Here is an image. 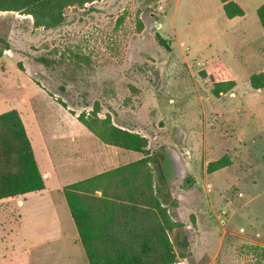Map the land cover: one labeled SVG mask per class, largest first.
<instances>
[{
	"label": "rangeland",
	"instance_id": "rangeland-1",
	"mask_svg": "<svg viewBox=\"0 0 264 264\" xmlns=\"http://www.w3.org/2000/svg\"><path fill=\"white\" fill-rule=\"evenodd\" d=\"M173 6L171 0H98L66 8L64 23L53 30L34 28L26 15L0 12V40L9 46L0 57V114L20 111L33 146L41 141L40 127L48 135L49 127L64 121L61 113L76 118L95 110L100 119L108 116L115 122L112 114H119V120L133 123L132 130L147 139L150 154L160 160L167 155L173 162L164 208L175 223L168 233L175 259L185 258L188 264H264V227L247 221L264 218V120H250L242 141L231 125L209 126L221 130L199 126L202 118L186 107L194 94L209 96L211 82L200 76L206 65L192 66L181 56L188 45L192 50L207 45L212 30L197 28L187 3L177 12L176 36L171 31L174 19H165ZM156 33L170 50L157 44ZM243 38L246 44L237 51L241 55L263 44L255 32ZM39 57L52 60L53 68L38 63ZM217 119L205 117L208 123ZM144 122L142 130L138 123ZM192 122L199 125L190 126ZM175 123L183 128L176 129ZM223 155L232 166L212 178L205 167ZM77 160L66 158L70 172L59 174L61 182L79 180ZM6 208L0 202V224H5L4 232L0 228V264H27L17 249L41 241L45 230H55L29 217L19 227L13 223L16 216L8 224ZM176 234L186 239L188 249L174 243ZM38 246L45 250L36 255L50 258L46 264H61L55 243Z\"/></svg>",
	"mask_w": 264,
	"mask_h": 264
},
{
	"label": "trees",
	"instance_id": "trees-1",
	"mask_svg": "<svg viewBox=\"0 0 264 264\" xmlns=\"http://www.w3.org/2000/svg\"><path fill=\"white\" fill-rule=\"evenodd\" d=\"M98 0H0V12L23 14L32 19L34 28L53 30L64 23V10L82 7ZM224 17L231 21L242 18L245 10L234 0H220ZM264 35V4L256 11ZM159 46L169 50L168 42L155 34ZM4 45L0 49L9 50ZM45 68L54 62L47 57L37 58ZM210 95L219 98L231 91L235 83L219 60L212 62ZM202 78L205 73H200ZM248 86L253 91L264 90V72L253 74ZM98 111L81 113L76 119L105 145L136 152L143 158L131 165L92 178L66 185L62 194L67 203L88 264H173L175 256L168 233L175 223L164 208L170 193L155 170L156 156L148 152L147 139L134 131L113 125L110 117L100 119ZM153 165V167L148 166ZM231 164L228 155L210 161L205 167L213 174ZM155 173V174H154ZM119 180L114 183L112 178ZM44 190L32 147L19 113L9 110L0 114V202ZM101 196L96 197L95 193ZM111 235L115 238H110ZM180 249H188L184 237L174 236ZM183 256V255H182Z\"/></svg>",
	"mask_w": 264,
	"mask_h": 264
},
{
	"label": "crops",
	"instance_id": "crops-1",
	"mask_svg": "<svg viewBox=\"0 0 264 264\" xmlns=\"http://www.w3.org/2000/svg\"><path fill=\"white\" fill-rule=\"evenodd\" d=\"M234 1L245 10V15L242 18H235L231 21L227 20L224 17L223 4L220 0H171L174 9L172 8L165 19L167 22L174 19L171 31L177 36L175 24L177 12L180 6L183 7V4L190 3L192 6L191 10L194 13L192 22L199 25L197 28H200V31L202 29L212 30L211 34L213 38L208 40L207 45L201 49L197 47L192 50L191 46L188 45L187 54L181 56L183 57V62H187L192 66L194 64L206 65L205 69H201L205 70L201 71V73L206 74V77L203 79L206 82V80H209L208 76L213 72L212 62L219 60L235 83L231 91L222 94L219 98H212L210 94L209 96L194 94L191 98V103L187 104L186 108L189 112L193 111L192 115H197V117H201L202 119L200 118L201 121L199 123L201 125L194 122L189 123V125H199L203 130L209 129L211 125L218 126L221 129L231 125L233 126V130L240 133L239 140L242 141L243 133L250 129V120H254L257 117L264 120V90L253 91L248 86L249 78L253 74L264 72V35L256 16V11L264 4V0ZM253 32L258 34L263 44L255 48L251 53L239 54L237 52L238 49L243 48L246 44L243 37ZM181 52L183 51L181 50ZM17 112L21 118L22 113L20 111ZM32 114L34 116V113ZM60 115L62 120H64L61 124L49 127L48 135H45L43 128L39 126L38 135L41 140L40 143L36 144V146L30 143L38 170L44 181V190L2 201L7 207L8 214L4 215L7 218L8 224L12 223L8 221L12 216H16L13 223L18 227L29 217L40 222L44 221L43 227L54 228L55 230L54 232L45 230L44 234L40 236L41 241L38 243L28 241L27 244L17 249L18 253L25 254L26 260H28L27 264H32L35 261H40L38 264H46V260L50 259L43 254L36 255V251L45 250L43 247L38 246L40 242L44 245L49 243L57 245L54 249L57 254L56 258L58 261H61V264H88L67 203L62 194L64 186L75 183L68 182V180L64 182L60 181L59 174L70 172L68 171L67 157L71 156L78 159L75 170L78 172L80 178L76 182L131 165L143 158L142 155L136 152L103 144L79 123L75 117H72L68 113H61ZM208 116L216 119L219 117L220 119H217L213 123H208L205 120V117ZM114 117H116L117 122L112 119L113 125L121 129L134 131L132 130L134 129L133 123L129 124L119 120V114H112V118ZM143 124L146 123H138L142 130L145 128ZM181 124L175 123L173 127L176 129L183 128ZM187 127L189 126L187 125ZM220 128H211L209 130H221ZM263 130L264 127L261 132ZM65 141H68L70 145H65ZM162 158L161 160L160 158H158L159 160L156 158L154 167L164 183V190L166 192V171L172 169L174 165L172 161H168L166 155ZM184 164L189 169L190 162L185 160ZM148 166L152 167L151 164H148ZM230 166L232 164L228 167ZM228 167L213 173L212 178ZM112 180L111 189L113 190L114 183L119 178L113 177ZM95 195L96 197H100L101 193L96 192ZM45 208L49 210L48 215L43 214L46 210ZM247 221L248 223L253 222L255 227L259 226L261 229L264 227V218L262 217ZM4 225L0 224L3 232L2 227ZM6 232L11 233L12 231L6 230ZM41 260H43V263H41Z\"/></svg>",
	"mask_w": 264,
	"mask_h": 264
},
{
	"label": "built area",
	"instance_id": "built-area-1",
	"mask_svg": "<svg viewBox=\"0 0 264 264\" xmlns=\"http://www.w3.org/2000/svg\"><path fill=\"white\" fill-rule=\"evenodd\" d=\"M173 264H188L185 258H176Z\"/></svg>",
	"mask_w": 264,
	"mask_h": 264
},
{
	"label": "flooded vegetation",
	"instance_id": "flooded-vegetation-1",
	"mask_svg": "<svg viewBox=\"0 0 264 264\" xmlns=\"http://www.w3.org/2000/svg\"><path fill=\"white\" fill-rule=\"evenodd\" d=\"M167 156V155H166ZM169 161V160H168ZM173 173V170L172 169H168V174L166 175V177L168 178L170 174Z\"/></svg>",
	"mask_w": 264,
	"mask_h": 264
}]
</instances>
